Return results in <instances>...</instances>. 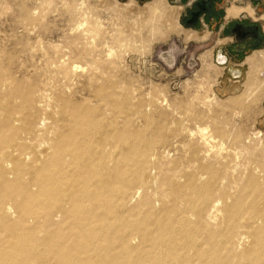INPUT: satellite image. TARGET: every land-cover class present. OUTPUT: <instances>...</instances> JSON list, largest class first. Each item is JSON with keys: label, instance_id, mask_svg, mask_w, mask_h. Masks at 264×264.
I'll list each match as a JSON object with an SVG mask.
<instances>
[{"label": "bare ground", "instance_id": "6f19581e", "mask_svg": "<svg viewBox=\"0 0 264 264\" xmlns=\"http://www.w3.org/2000/svg\"><path fill=\"white\" fill-rule=\"evenodd\" d=\"M230 3L227 13L237 8L243 10L238 16L259 20L249 0ZM154 7L147 3L137 12L153 8L152 21L172 29L178 12L165 0ZM248 8L252 14L244 11ZM72 68L64 69L67 76L80 69ZM103 92L98 87L96 93ZM103 100L112 107V118L99 107L74 106L57 114L50 127L38 122L41 107L34 93L16 89L0 100V229L10 237L4 245L0 241V264H264V163L262 176L257 171L236 178L224 147L213 156L194 153L189 166L182 158L166 163L154 155L167 141L168 127L151 134L149 129L160 124L154 114L127 100L118 104L114 96ZM134 115L147 128L134 127ZM197 135L205 149L214 148L207 129ZM35 137L46 146L45 154L38 151L40 159L28 167L21 158L37 150L31 144ZM25 167L35 189L20 181ZM151 185L156 200L143 194ZM11 203L20 215L16 223L8 220Z\"/></svg>", "mask_w": 264, "mask_h": 264}, {"label": "rangeland", "instance_id": "374dc122", "mask_svg": "<svg viewBox=\"0 0 264 264\" xmlns=\"http://www.w3.org/2000/svg\"><path fill=\"white\" fill-rule=\"evenodd\" d=\"M231 1L244 5L239 0H216L221 8L217 15L202 16L197 25L189 26L183 21L185 5L167 0L166 7L179 11L173 16L176 25L168 29L162 20L152 21L159 0H0V100L16 89L34 93L41 107L36 111L38 122L51 125L57 114L74 106L99 107L105 118H112V107L100 100L114 96L118 104L127 100L154 114L155 124H160L149 133L159 132L161 125L168 127L164 133L168 139L157 146L154 155L164 162L182 158L189 166L194 153L200 158L208 153L213 156L224 147L223 156L233 158L230 164L234 163L237 170L234 177L257 171L256 175L262 176L264 49L241 56L230 51L233 38L226 32L220 34L219 28L223 20L229 22L242 15L229 17ZM147 3H152V10L139 14L137 8ZM262 15L256 22H264ZM84 21L87 25L82 27ZM224 51H230L234 59H227ZM74 64L80 69L67 76L64 69L72 70ZM98 87L104 89L102 95L96 93ZM12 103L18 106L21 100ZM104 109L111 111V117ZM134 116L138 117H134V127L147 128L139 115ZM199 129H207L214 137L213 149H205L197 135ZM238 135L243 140L240 144L235 142ZM31 144L37 150L26 152L22 158L18 154L28 167L39 157L38 151L45 154L46 147L39 145L37 137ZM184 167L183 171L189 170ZM25 169L19 178L31 187L32 175ZM226 191L231 193L229 188ZM156 192L151 185L143 194L156 200ZM139 199L136 196L133 203ZM12 205L15 215L7 213L8 220L16 223L20 215ZM0 241L3 245L10 241L2 229Z\"/></svg>", "mask_w": 264, "mask_h": 264}, {"label": "flooded vegetation", "instance_id": "af4514ba", "mask_svg": "<svg viewBox=\"0 0 264 264\" xmlns=\"http://www.w3.org/2000/svg\"><path fill=\"white\" fill-rule=\"evenodd\" d=\"M165 0V4H166ZM185 5L187 12L183 15V21L189 26H195L200 22L202 16L210 14H218L220 7L216 0H191L189 3L186 0H178ZM239 3L245 4L248 0H241ZM251 1V2H250ZM251 6L255 9L257 15L264 14V0H249ZM167 6V5H166ZM176 11V10H174ZM243 10L231 8L228 10L230 17H237ZM252 14L250 9L244 10ZM179 14V11H176ZM210 17V16H209ZM208 17V18H209ZM264 22H256L246 14H242L239 19L232 20L226 23L221 29V33H228L226 35L232 36L231 50L235 54L248 53L253 49L264 48Z\"/></svg>", "mask_w": 264, "mask_h": 264}, {"label": "crops", "instance_id": "0c3cea01", "mask_svg": "<svg viewBox=\"0 0 264 264\" xmlns=\"http://www.w3.org/2000/svg\"><path fill=\"white\" fill-rule=\"evenodd\" d=\"M210 15H214V14H210ZM209 16V15H208ZM211 17V16H210ZM228 22V20L226 21V20H223V22H222V24H221V26H220V28H219V32H220V30L224 27V25H226V23ZM232 37V36H231ZM231 42V41H230ZM257 49H264V48H257ZM254 50V49H253ZM230 53V51H224V54H225V56H227V59L229 58V60L231 59V58H233L232 57V55H230L229 54ZM243 54H245V53H243ZM240 56L242 55V54H239ZM234 59V58H233Z\"/></svg>", "mask_w": 264, "mask_h": 264}, {"label": "water", "instance_id": "95a60500", "mask_svg": "<svg viewBox=\"0 0 264 264\" xmlns=\"http://www.w3.org/2000/svg\"><path fill=\"white\" fill-rule=\"evenodd\" d=\"M223 57H224V61H225L226 57H225V56H223ZM223 57H222V58H223ZM224 61H223V62H224Z\"/></svg>", "mask_w": 264, "mask_h": 264}]
</instances>
